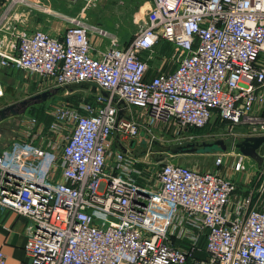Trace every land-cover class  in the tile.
Here are the masks:
<instances>
[{
	"label": "built area",
	"instance_id": "built-area-1",
	"mask_svg": "<svg viewBox=\"0 0 264 264\" xmlns=\"http://www.w3.org/2000/svg\"><path fill=\"white\" fill-rule=\"evenodd\" d=\"M149 1L126 45L84 17L63 35L18 27L26 12L59 14L37 0L0 11V68L35 74L46 90L99 89L77 107H46L49 121L24 114L0 146V206L28 220L20 264H264V180L242 193L233 175L246 156L226 166L220 152L212 171L157 166L127 144L142 131L158 141L165 127L193 141L213 121L204 136L228 137L232 152L241 136H264V0ZM162 41L172 66L148 76ZM244 125L250 133H236Z\"/></svg>",
	"mask_w": 264,
	"mask_h": 264
},
{
	"label": "rangeland",
	"instance_id": "rangeland-1",
	"mask_svg": "<svg viewBox=\"0 0 264 264\" xmlns=\"http://www.w3.org/2000/svg\"><path fill=\"white\" fill-rule=\"evenodd\" d=\"M9 0H0V11L3 9ZM40 2V1H38ZM45 3L52 7L53 11L59 13L56 15H47L48 27H51L52 21L63 20L62 28L71 25L69 19L84 17L89 22L99 24L111 32H113L120 42H127L131 40L136 32L139 30L143 19L145 18L149 7V0H49ZM24 6H19V11L24 10ZM36 10L31 11V14H35ZM55 21V22H56ZM66 26V27H65ZM156 53V52H155ZM157 54V53H156ZM154 62L161 61V57L155 56ZM14 78H12L13 76ZM0 79L5 82L6 96L0 99V108L7 105L19 103L22 100H26L30 97L42 94L46 90L42 84L37 80L35 74H30L25 70H16L10 67L0 68ZM56 88L50 89L55 90ZM99 91L91 83L71 84L65 87H61L58 91L48 97L46 101L40 102L29 108L20 115L9 117L0 122V146L11 143L18 131L20 120L23 115L32 114L31 108L35 106V110H42L43 119L49 121L50 118L44 113L46 107L52 106L58 102L68 103L74 106H78L80 102L93 101V93ZM136 115H140L142 110L134 108ZM208 127V128H207ZM207 128V129H206ZM246 125L236 128V133L247 134L250 130ZM199 129V128H196ZM206 129V130H205ZM210 131V125L205 128H201L198 132L195 129L192 130L195 135H199L193 141L174 140L171 128H160L156 135L160 140L151 141L148 135L144 131L140 136L129 144L133 154L142 157L143 161L147 163L158 164L160 166L166 162H178L200 170H215V158L218 153L222 152L219 146L210 148L200 147L197 152L194 153H179L172 154L169 152V148L176 147L178 145H185L189 142H213L218 139V136L206 137V132ZM244 137L241 136L239 141ZM129 139V138H128ZM130 139L127 140L129 143ZM238 141V142H239ZM229 143V139L227 140ZM232 148V147H231ZM230 147L226 150V166L231 164L236 157V153L240 152V156H246L245 169L233 172L235 179L240 186H246L247 188H257L264 180V144L258 150V157H251L244 155L239 148L232 152ZM146 156V157H144ZM144 157V158H143ZM229 162V163H228ZM228 165V166H229ZM230 168H227L228 170Z\"/></svg>",
	"mask_w": 264,
	"mask_h": 264
},
{
	"label": "crops",
	"instance_id": "crops-1",
	"mask_svg": "<svg viewBox=\"0 0 264 264\" xmlns=\"http://www.w3.org/2000/svg\"><path fill=\"white\" fill-rule=\"evenodd\" d=\"M37 1L48 3L47 1L49 0ZM22 16L26 18V22L24 24H18V27H24L31 31H34L35 29H43L53 35H63L65 33L66 29L62 28L63 26H61L63 25V20H54L52 21L53 23L51 24V27L47 28L48 24L46 22L48 17L44 14H41L40 12H36L35 14L26 12V14L24 13ZM129 41L130 40L123 42V44L126 45ZM105 43V41L100 42L101 47ZM150 64V72L152 74L168 71L172 66V64L167 59L163 58H161V61H158L157 63H155L154 60H151ZM12 78H14V76ZM3 83L5 84L4 81ZM261 114L264 115V110L261 112ZM216 127L217 123L213 121L210 124V130H215ZM225 139L228 140L229 138L225 137ZM131 143H133V141H130L127 144L129 145ZM251 189L252 187L247 188L246 186L239 185V191L242 193H249V190ZM27 221L28 220L25 216L20 215L9 208L0 206V249L4 250V252L7 254V264H20L22 261H26L28 259L24 251V245L27 241Z\"/></svg>",
	"mask_w": 264,
	"mask_h": 264
},
{
	"label": "water",
	"instance_id": "water-1",
	"mask_svg": "<svg viewBox=\"0 0 264 264\" xmlns=\"http://www.w3.org/2000/svg\"><path fill=\"white\" fill-rule=\"evenodd\" d=\"M60 88H56L53 91H58ZM52 90L43 92L42 94H38L36 96L30 97L26 100H22L19 103H14L7 105L3 108H0V122L17 115L22 114L26 111V108H29L33 105H36L40 102L46 101L48 97L53 93ZM134 143V142H133ZM264 144V136H247L243 138L236 144V147L240 149V151L247 156L257 158L259 148ZM219 146L222 152H225L228 149V144L225 139H217L213 142H189L185 145H178L176 147L169 148V152L172 154L179 153H194L199 150L200 147H214ZM125 150V149H124Z\"/></svg>",
	"mask_w": 264,
	"mask_h": 264
},
{
	"label": "trees",
	"instance_id": "trees-1",
	"mask_svg": "<svg viewBox=\"0 0 264 264\" xmlns=\"http://www.w3.org/2000/svg\"><path fill=\"white\" fill-rule=\"evenodd\" d=\"M155 50H156L157 56L160 57L161 55H166V56L169 57L172 54V52H173V46L169 42H163L162 41L156 46ZM150 71H151V69H150ZM150 71L148 73V76L152 75V73ZM30 110H31L30 113H32V115L37 116L39 119H43V115H42V112H41L42 110H40V111L35 110V106L32 107ZM195 130H196V132H198L199 130H201V128L195 129Z\"/></svg>",
	"mask_w": 264,
	"mask_h": 264
}]
</instances>
